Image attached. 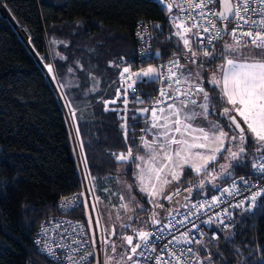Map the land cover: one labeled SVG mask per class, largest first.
<instances>
[{
    "label": "trees",
    "instance_id": "1",
    "mask_svg": "<svg viewBox=\"0 0 264 264\" xmlns=\"http://www.w3.org/2000/svg\"><path fill=\"white\" fill-rule=\"evenodd\" d=\"M0 12L9 14L19 28H24L28 39L27 44L20 37L23 30L19 29V35L10 20L0 14V264H59L40 255L33 238L42 222L61 213L60 200L81 189L82 179L67 112L64 108L66 119L62 104L32 51L48 77L45 64H51L66 103L74 111L75 129L76 133L79 131L77 137L90 182L102 188L104 182L122 176L144 204V209L137 212L143 215L149 214L154 205L138 189L134 177L136 161H117L113 154L126 153L128 146L133 155L140 152L139 140L146 134L142 131L145 117L149 119L151 111L145 116L134 115L135 121L130 117L125 140L117 113L105 111L103 100L114 96L120 69L135 62L137 21L144 19L154 24L152 61L169 58L184 48L172 34L167 8L156 0H0ZM222 39L214 44L217 58L204 64L201 81L205 91L217 98L213 100L216 110L208 119L223 127L229 121L220 115L225 106L218 99L221 90L205 80L208 67L214 68L220 59L218 44ZM201 59L204 58H199L196 64ZM95 80L102 85L98 91L91 89ZM154 89L153 82H139L132 98L153 94ZM201 125L205 127L202 121ZM69 126L78 154L76 137L70 123ZM224 130L230 131L226 127ZM255 147L249 139L247 166L241 164L232 170L237 182L241 177L253 178ZM226 155L224 152L219 156L213 167L219 170ZM200 178L191 169H185L182 180L175 184L180 194L173 195L171 200L160 199L158 204L163 207L155 208L160 223L167 220L169 210L177 211L186 202L217 192L206 180L204 189L193 188L185 201L188 196L185 189L198 184ZM230 181L228 178L218 181L219 189ZM230 213L229 228L213 227L218 239L205 242L207 250L198 248L202 264H207L203 257L209 251L212 264H264V199L258 198L250 211L236 208ZM65 215L83 218V210L79 207ZM152 226L149 222L146 231ZM132 228L124 230L122 236L118 233L123 237ZM124 250L121 246L115 252L116 259ZM108 251L112 252L110 243L105 259Z\"/></svg>",
    "mask_w": 264,
    "mask_h": 264
},
{
    "label": "snow or ice",
    "instance_id": "2",
    "mask_svg": "<svg viewBox=\"0 0 264 264\" xmlns=\"http://www.w3.org/2000/svg\"><path fill=\"white\" fill-rule=\"evenodd\" d=\"M163 4L171 19L173 27L176 29L174 35L178 38V42L182 41L184 49L187 52L191 64H196L201 57L199 68L195 72V81L193 73L188 70L186 65L179 62V58L169 61L167 72L161 66H149L146 69H141L138 72H131L129 67H124L120 72V78L124 82L122 87L124 98L125 115L120 116L124 121L121 124V129L124 130L125 140L128 138V117L126 115L129 103L128 94L138 82H155L162 81L167 83L168 87H161L160 96L151 107V119L145 117L146 126L142 129L143 132L150 133L152 139L148 140L141 136V147L144 155H133L132 149L129 148L127 153L113 154L117 161L136 163L137 171L134 176L139 183L140 191L145 193L150 199L149 203L156 207H163L158 203H154L158 198L171 200L173 195H179L180 189H176L174 193L165 195V189L168 185L176 182L179 183L185 173V169L191 171L197 176H200L198 184H192L185 189L188 196L185 201H188L193 192V188L203 190L205 181L212 185L214 189L221 192L220 196H213L211 201L205 199L204 202L189 205L185 203L183 207L187 209L183 219L177 221L181 225L186 223L191 224V228L196 229L199 220V213L204 210L216 208L219 204L224 203V197H238L242 192H250V195L244 196L235 204H229V208L241 209L244 212L250 211L258 201V198L264 199V188L252 190L255 186L243 177L240 178L244 185L241 189L236 179L232 176V170L235 167L244 164L247 166L246 157L247 143L251 139L255 143V151L251 168L254 174H259L264 178V0H172L166 3V0H157ZM214 3H219V10L211 7ZM255 5V6H253ZM177 8L178 14L173 16L172 9ZM195 10V15L193 11ZM259 14V18H254ZM215 17V19H212ZM217 20L222 24V27H217ZM190 22V23H189ZM232 23L234 26L231 32H228L227 25ZM159 28V25H155ZM208 33L205 37L203 34ZM231 36V43H225L220 50L219 58L223 61L219 65L220 74L213 75V78L208 81L220 88L219 100L226 102L230 107H225L220 113L229 121L227 125L221 126L219 123L208 119L209 114L214 112L215 106L213 100L217 99L209 95L203 86V82L199 80L201 69L205 63H210L211 59L217 58V52L213 46L219 42L224 35ZM195 38L199 51L193 48V39ZM206 40V44H205ZM251 45L254 49H259L254 56L259 58H248L241 55V50ZM179 50V49H178ZM149 54V50H145V55ZM159 56V53H156ZM253 55V54H250ZM211 58V59H210ZM184 69L185 71H181ZM49 66V71H51ZM126 85V86H125ZM187 85V87H182ZM93 91L96 89L93 88ZM117 96H120V89L117 90ZM194 97H199L196 99ZM134 99L143 103L139 96ZM165 101H170L165 103ZM108 103L105 102V111H109ZM115 103V100L111 101ZM117 111L116 109H111ZM133 111L144 114L149 111L148 108L134 109ZM235 113V115H233ZM208 121V126L203 127L196 123L198 119ZM133 121L136 116L131 117ZM246 125V128L242 126ZM228 128L230 131H225ZM230 132L232 133L230 135ZM77 135L79 131L77 130ZM231 145V146H229ZM224 156L225 163L219 165V170L213 167L219 156ZM86 163V161H85ZM211 169V171H209ZM231 179L232 183L229 187L219 189L218 181ZM129 191L132 185H127ZM98 199V198H97ZM121 201L125 200L124 196L120 197ZM135 201V197H131L128 203H121L120 207L125 211L129 210V204ZM245 201H249L246 205ZM87 207V205H85ZM137 208L143 210L142 206L136 204ZM195 208L196 212L192 209ZM95 210V206L93 208ZM173 211H168L169 222L160 224L157 219V213L153 211L151 223L160 225L159 231H144L132 229L136 234L124 236L122 239L124 251L119 253V259L115 256H109L105 259L104 264H141L143 258L146 262L152 260L151 253L156 251L154 244L156 241L163 239V233L174 229ZM206 214V213H205ZM225 216H231L228 208L223 209ZM221 213H213L209 215L204 224H211L219 221L222 228H229V223L220 219ZM130 221L133 217L128 218ZM91 224V221H89ZM59 227V224L56 226ZM79 227L80 233L83 234V226ZM122 228L127 229L131 224H123ZM45 235L48 232L47 228L41 230ZM201 236H205L201 232ZM218 237L213 234L211 240H216ZM39 243V241H37ZM112 252H116L117 246L111 241ZM73 243L79 245L78 248H73L71 245L65 246L59 244L57 247H67L66 259L68 264H85L90 252L85 251L84 256H80L76 260L73 253H78L79 248H83V242L76 240ZM95 245V240L92 241ZM197 244L207 250L203 239H195L191 237L190 232L186 231L177 236H172L164 249H167L169 259L165 260L163 254L154 257L156 264H190V259L195 261V264H201V257L198 255L199 250L192 247H184L189 244ZM211 244V241H209ZM164 249L161 250L163 253ZM47 252L55 256L52 247H47ZM207 264H212V253L209 251L208 256L203 257Z\"/></svg>",
    "mask_w": 264,
    "mask_h": 264
},
{
    "label": "built area",
    "instance_id": "3",
    "mask_svg": "<svg viewBox=\"0 0 264 264\" xmlns=\"http://www.w3.org/2000/svg\"><path fill=\"white\" fill-rule=\"evenodd\" d=\"M170 2H172V0H166V3H170ZM179 2H180V0H177V3H179ZM197 2H199V0H197ZM253 6H255V5H253ZM211 7H213L216 10H219L218 3H214V5H212ZM172 10H177V14H178L179 10L177 8H173ZM193 15H195V10L193 11ZM254 18L258 19L259 14L254 16ZM212 19H215V17H213ZM233 26L234 25L232 23H228V25H227L228 32H231ZM153 27H154V24H150L147 20L143 19V20L137 21L135 29H134V37L136 40L135 62H133L134 66H133V63H128L131 68L127 64H125L122 67V69L124 67H129L131 69V72H138L141 69H146L149 66H153V67L161 66L164 68V71L167 72V66H168L170 60H173L175 58H179L180 64H183L184 61L190 62L188 56H186L187 52L185 49L181 53H176L169 58L152 61L151 59H152L153 54H154L153 53V38H154ZM217 27H222V24L219 20H217ZM175 31H176V29L173 27V32H172L173 35H174ZM203 35L206 37L208 35V33H204ZM227 36L231 39V36H229V35H227ZM179 42L182 45V47L184 48L183 42L182 41H179ZM206 43L207 42L205 40V44ZM213 46H210L209 50ZM193 48H194V50L199 49L197 47L195 38L193 39ZM146 49L149 50V54L147 56L145 55ZM121 70H120V72H121ZM181 71H183V69ZM120 72L118 73L117 78H116L117 87H116L115 97L112 100L108 101L109 102L108 108L109 109H116L117 111H115V112L117 113V116L119 119H120V116L125 115L124 98H123L124 88L122 87V84H124V82L120 78ZM52 75H54L53 70H52ZM139 82H141V81H138L137 83H139ZM153 83L155 84V89H154L153 94H146L145 96L139 97L140 100L143 101V103L137 102L134 99V97L132 98V95H133L135 88H136V84L134 85L133 89L129 91V94H128L129 103L127 105L128 111L126 113V115L129 119L131 116H134V115H141V116L147 115L148 112L151 111L152 105L155 103L157 98L160 96L161 87H164V88L168 87L167 83L162 82V81H155ZM182 87H187V85H182ZM118 89H120V96L119 97L117 96V90ZM194 98H196L198 100L200 99L199 97H194ZM113 100H115V103H111V101H113ZM167 102H170V101H165V103H167ZM142 108H148L149 111L147 113H144V114H139V113L133 111L134 109H142ZM69 112L73 113V110L69 108ZM129 119L127 121L128 129H129V123H130ZM122 123H124V121L120 119V125ZM122 132H123V135L125 137L124 130H122ZM129 148H131V147L128 146L127 151ZM127 151H126V153H127ZM78 161H79V166H80V171H81L82 165H81V162H80L81 160H80L79 156H78ZM81 179H82L81 189L79 191L73 193L72 195L65 197V198L60 200L58 206L60 208L61 213L58 215L51 216L47 220L42 222L41 226L38 228V230H37V232L33 238V243H34L36 251L40 255H42L43 257L47 258L49 261L57 262L59 264H68V261L66 259V256L68 254L67 247L60 248V247H57V245L64 244L65 246L71 245L73 248H78L79 245L73 243V241L79 240V241L83 242V248H79L78 253H73L76 260H79L80 256H84L85 251H87V252H90L91 255H89L87 257L85 264H89L90 262L92 264H104V262H105V251H106V247L109 244V243H105L104 241H106V240L110 241V240L106 236V233H105V230L101 224V221L99 223V220H100L99 213H98L96 206L93 204V201H92V188L90 186V182H89V184H87L88 182L86 183V181H84L85 178H84V175L82 172H81ZM247 181H249L251 185L255 186L252 190H256L257 188H264V178H261V176L259 174H254L253 178H250ZM231 183H232V181L226 183L220 189L222 190L225 187H229L231 185ZM237 184L241 189L244 188V185L241 181L237 182ZM220 195H221L220 191H217L213 194L202 195V196L190 201L189 205L197 204L199 202H204L205 199L207 201H211L213 196H220ZM247 195H250V192H242L241 196H238L235 198L225 196L224 197V200H225L224 203L219 204L214 209L204 210L203 213H199L198 215L200 218L198 221H195L197 223L196 229L191 228L190 223H186L184 225L176 223L177 221L183 219L184 213L187 212V209H185L183 207L182 209L175 211L173 213V217L175 218L173 220V223L175 224V228L168 230L165 233H163L164 238L156 241V243L154 244V246L156 247V251L154 253H151V255L153 257L152 260H148L145 262L143 260V258H138L141 260V264H156L154 257L157 255H161V254H163L165 260L169 259V257L167 256L168 250L164 249V245L168 243V241L172 238V236L179 237V235L183 232H186V231L190 232L191 237H193L195 239H203L204 243L207 242L208 240H211V238L213 237V234H215L217 236V232H216V230L213 229V227H220V226H218L219 221H217L215 223H211V224H204L202 221L206 220L208 218V216L212 215L213 213H221L220 219L224 220L226 223H229V225H230L231 221H232L231 216L230 217L225 216L223 214V209L228 208L229 212L233 209H236V208H229V204H235L236 202H238L240 199H242L244 196H247ZM248 203H249V201H245L246 205ZM85 205H87V207H85ZM94 206H95V210H93ZM79 207H81L83 210V218H80L77 216L65 215V213L72 211V210L79 208ZM192 211L196 212V209L193 208ZM169 219L170 218L168 217L165 222L160 223V224L161 225L167 224L169 222ZM89 221H91V224H89ZM58 224H59V227H56ZM81 225L83 226V234L80 233L79 227H76V226H81ZM159 227H160V225H154L149 229V232L159 231ZM42 228L48 229V232L46 235L41 231ZM220 228H222V227H220ZM201 232H203L205 234V236L202 237ZM93 240H95V245H93V243H92ZM37 241H39V243ZM47 247H52L53 251L55 252L56 255L55 256L50 255L47 252ZM184 247H192L195 251V250H198L200 245L193 243V244L185 245ZM162 249H164L163 253L161 252ZM198 255H199V253H198ZM189 259H190V264H195L194 260H191V258H189ZM201 264H202V262H201Z\"/></svg>",
    "mask_w": 264,
    "mask_h": 264
},
{
    "label": "rangeland",
    "instance_id": "4",
    "mask_svg": "<svg viewBox=\"0 0 264 264\" xmlns=\"http://www.w3.org/2000/svg\"><path fill=\"white\" fill-rule=\"evenodd\" d=\"M172 15L173 16L177 15V10H175ZM223 38L224 39H222L221 43L218 44V48L220 50L223 48V46L226 42L231 43V39L228 36H225ZM259 51H260L259 49H254L251 47V45H249L247 48H244L241 50V55L244 57H248V58H259L258 56H254V54L258 53ZM250 54H253V55H250ZM186 56H188V55L186 54ZM222 63H223V61L221 59H218L214 68H212L210 66L208 67L209 70H208V72H206V76H205V80H207V82L213 78L214 74L219 76L220 69L218 66L221 65ZM45 65H47L46 68L48 69V74H49L50 79L53 82V85L55 86L56 90L59 91L57 93L59 94L60 99H62L64 101V103L66 104V106L68 108H70L69 105L66 103V100L62 94V91L59 88L60 86H59L58 82L56 81L55 76L52 75L53 68H52L51 64H45ZM182 65H186L188 70L192 71L193 80L195 81L197 79L195 77V72L199 68V65L198 64H191L190 62H185V61L183 62ZM49 66L52 69L51 71H49ZM183 71H185V70L183 69ZM200 71H202V69ZM185 74H187L186 71H185ZM199 80L201 81V76L199 77ZM209 84H211V83H209ZM211 85H213V84H211ZM217 88H219V87H217ZM63 106H64V104H63ZM225 107H230V106L227 105L225 102L224 108ZM64 108H65V106H64ZM65 110H66V108H65ZM66 112H67V110H66ZM70 114H71L70 118L72 120V124H74L73 113L71 112ZM233 115H235V113H233ZM150 119H151V116H150L149 120ZM209 120H211V119H209ZM201 121L205 123V127L208 126V121L203 120L202 118L198 119L196 121V123L198 125L202 126ZM214 122H216V121H214ZM69 123H70V121H69ZM70 125H71V123H70ZM242 126L246 128V125L242 124ZM70 128H71V126H70ZM74 128H75V124H74ZM142 136H144L148 140L152 139V135L150 133H146L145 135H142ZM140 144H141V140H139V146H140ZM78 149H79L78 156L81 160L80 162L82 165L80 172H82L84 175V178H85L84 181H86V183L88 182L87 184H89L90 179L87 175V172H86V169L84 166L82 154L80 151L81 148L79 145V141H78ZM137 154L144 155V151L141 147H140V152H138ZM136 163H138V161H136ZM136 171H137V169L135 166L134 172H136ZM111 180L113 182H104L102 188L97 187L96 182L95 183L90 182V186L92 188V201H93V204L96 206L98 213H99V217H100L99 223L101 221V224L105 230L106 236L109 239L112 238L111 243H114L117 246V248H116V251H117L124 244V241L122 239L124 236L123 237H121V236H122L124 230H126V229L122 228L121 225L131 224V227L133 226L134 229L146 231L145 228L147 227L148 223L149 222L151 223L153 211L156 212V210L153 209L149 214L143 213V215H141L142 214L141 213L140 215H137V212L142 211V210L140 208H137L136 204L141 205L142 208L144 209V204L142 203L141 199H139L138 197L135 196L133 189H131V191H129V189L127 188L128 184L122 176H116ZM175 184H176V182L168 185L167 188L165 189L164 194L167 195L170 192L174 191L175 190ZM137 186H138V189L140 190L138 181H137ZM98 189L101 190V193L97 192ZM144 195L148 200L150 199L145 193H144ZM121 196L125 197L124 201L120 200ZM133 196L135 197V201L129 204V210L125 211L123 208L120 207L121 203H128L130 201V198ZM175 198H177V197H175ZM160 199H162V197L158 198L157 201H155L154 203H158ZM179 201H180V199H178V201H176V202H179ZM150 204L154 205L153 203H150ZM150 209H152V207ZM129 217H133L134 219L130 221L128 219ZM118 232L120 233L121 236L119 235ZM116 235H118V236H116ZM127 235H133L135 237L136 234L133 231H131L130 233L126 234L125 236H127ZM109 256H116V253H112V252L108 251L106 253V258Z\"/></svg>",
    "mask_w": 264,
    "mask_h": 264
},
{
    "label": "water",
    "instance_id": "5",
    "mask_svg": "<svg viewBox=\"0 0 264 264\" xmlns=\"http://www.w3.org/2000/svg\"><path fill=\"white\" fill-rule=\"evenodd\" d=\"M218 6H219V8H220V4H219V3H218ZM0 14H1L2 16L6 17V18H8V19L10 20V22L13 24L15 30L17 31V33H18L19 35H20V31H19V29H22V30L24 31V33H25V38H23L22 35H20V37H21V38H22V39L28 44V41H27V34H26V31L24 30V28H19L18 25L13 21V19L11 18V16H9V15H4V14L1 13V12H0ZM31 51H32V50H31ZM32 53L34 54V56L36 57V59H37L39 65L41 66V68L43 69L44 73L46 74V71H45V69H44V67H43V64L41 63V61L38 59V57L35 55V53H34L33 51H32ZM46 76H47V74H46ZM47 78H48L49 82L52 84V86H53V88H54V90H55V92H56V94H57V96H58V98H59V100H60V102H61V104H62L63 110H64V106H63V101H62V99H60V96H59V94L57 93V90H56L55 86L53 85V83L51 82V80L49 79L48 76H47ZM64 114H65V110H64ZM65 117H66V119H67L66 114H65ZM67 124H68V127H69V131H70V135H71V139H72V143H73V147H74V151H75V156H76L77 163H78V167H79V171H80V166H79V161H78V154H77V150H76V148H75V144H74V141H73V134H72V132H71V130H70V126H69V122H68V120H67ZM80 175H81V172H80ZM175 190H176V189H175ZM175 190L172 191V192H170L169 194L174 193ZM169 194H167V195H169ZM165 200H166V199H165Z\"/></svg>",
    "mask_w": 264,
    "mask_h": 264
},
{
    "label": "crops",
    "instance_id": "6",
    "mask_svg": "<svg viewBox=\"0 0 264 264\" xmlns=\"http://www.w3.org/2000/svg\"><path fill=\"white\" fill-rule=\"evenodd\" d=\"M122 69V68H121ZM120 69V70H121ZM120 72V71H119ZM56 81H57V79H56ZM58 82V81H57ZM58 84H59V88H60V90L62 91V94H63V96H64V93H63V90H62V85L58 82ZM111 84V83H110ZM110 85H108L107 87H106V89L109 87ZM102 87V85H100V83H99V81L98 80H95L94 81V83H93V86H92V88L91 89H93V88H95L96 90L95 91H98L100 88ZM93 91V90H92ZM109 91V90H108ZM115 92H116V89H115ZM109 94L110 95H112L113 93H112V90L111 91H109ZM109 95V96H110ZM115 97V93H114V96L112 95V96H110V97H107V98H105L104 100H103V102H104V110H105V102H108V101H110V100H112L113 98ZM64 98H65V96H64ZM66 100V99H65ZM167 103H169V102H167ZM111 110V109H110ZM149 116H151V114L149 115ZM76 130V129H75ZM78 138V137H77ZM80 151H81V149H80ZM82 154V153H81Z\"/></svg>",
    "mask_w": 264,
    "mask_h": 264
},
{
    "label": "bare ground",
    "instance_id": "7",
    "mask_svg": "<svg viewBox=\"0 0 264 264\" xmlns=\"http://www.w3.org/2000/svg\"><path fill=\"white\" fill-rule=\"evenodd\" d=\"M1 13H3V12H1ZM4 15H7V14H5V13H3ZM9 15V14H8ZM23 33H24V31H23ZM22 33V37L23 38H25V33L23 34ZM28 40V39H27ZM195 50H197V51H199V49H195ZM46 71V70H45ZM46 74H47V72H46ZM48 76V75H47ZM55 81V80H54ZM57 92H59V91H57ZM63 101V100H62ZM63 104H64V106H65V108H66V110H67V116H68V118H69V121H70V123H71V125H72V130H73V132H74V135H75V137L77 136V134H76V131H75V128H74V124H72V120H71V116H70V113H69V108L66 106V104L64 103V101H63ZM74 112V111H73ZM76 145H77V148H78V139H77V137H76ZM80 145V144H79ZM78 154H79V149H78Z\"/></svg>",
    "mask_w": 264,
    "mask_h": 264
}]
</instances>
